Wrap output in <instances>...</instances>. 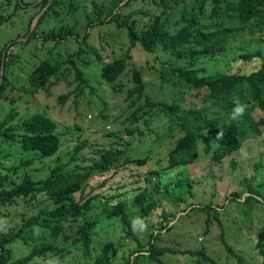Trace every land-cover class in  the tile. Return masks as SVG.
<instances>
[{"label": "trees", "instance_id": "1", "mask_svg": "<svg viewBox=\"0 0 264 264\" xmlns=\"http://www.w3.org/2000/svg\"><path fill=\"white\" fill-rule=\"evenodd\" d=\"M19 1L21 0H18L20 4ZM136 1L138 0H111L109 5L95 3L93 14L87 15V29L83 37L75 32L74 27L65 31L62 27L60 31L50 32L42 39L44 42L54 41L60 44L68 37L76 36L78 40L86 43L89 30L94 25L115 24L119 30H126L129 46L121 57L103 63L100 72L103 80L120 90L121 85L117 82L128 71L129 60L132 58L131 49L139 44L144 52L152 54L161 48L168 52L172 59L185 62L182 66L170 70L194 91L201 106L184 108L176 101H153L145 94L146 83L142 69L133 67L130 70L133 86L128 89L126 97L133 110L124 121L129 124L124 128L125 135L119 134V130L109 131L106 134L109 142L102 149L93 152V157L87 158L85 155L79 156L88 147L85 142H80L74 147L70 160L50 167L46 177L36 179L28 173L17 175L18 170L30 164L35 157L33 160L22 161L17 167L7 169L19 177L18 181H9V177L0 173V206L9 207L21 201L32 203L40 196L47 197L51 203V206L43 208L37 214L24 218L16 229H10L7 221L2 223L8 230L3 232L0 228V264H29L37 258L47 257H58L61 262H65L74 249L81 250L87 258L91 253L93 232L97 223L96 218H89L87 214L92 212L93 202L98 199L105 201L103 212L106 216L109 219H119L126 229L127 237L132 236L138 244V248L132 251L135 257L128 260V264H133L141 256L155 264H165L160 257L168 252H176L168 247H158L156 240L162 231L172 230L174 224L171 225V221L176 219V214L164 212V222L160 221L158 226L159 234L151 233L149 241L141 243L139 233L133 230L126 201L121 200L127 192L119 193L120 188L112 196H102L94 193V190L93 193H86L88 180L96 173L108 172L122 165L145 166L149 157L133 158L134 148L130 147L138 136L145 135L137 123L142 121L148 125L149 119L156 116L168 119L170 135L174 137L165 157V172L196 164L206 158L216 163L223 162L228 157H234L246 140L262 135L264 44L254 50H250V46L264 42V0H150L154 10L133 8L132 3ZM179 1L182 7L179 8V16L171 27L170 3L178 5ZM59 4L61 0H53L50 3L49 0H43L41 7L47 9L42 13L38 24L44 16L56 12ZM124 8H129L126 14L120 12ZM142 17L148 20L139 28ZM30 32L28 40L32 36L36 37V29L29 30L28 34ZM232 49L236 50L231 59L233 65L198 67L202 62L208 64L226 58ZM91 51L99 59V54L93 48ZM83 53L84 50H80L77 56ZM9 63L8 56L1 54L0 72L2 68L3 73H0V100L5 101V92L12 85L8 77ZM70 63L72 68L64 67L60 63H51L47 59L41 61L29 75L30 88L26 89L25 93L34 95L40 91L49 92L55 81L67 79L72 74L75 82L73 93L77 97L80 96L90 85L74 60H70ZM69 96L70 93L60 96L61 102L64 103ZM14 103L12 99L10 104ZM237 105L244 106L245 110L242 116L234 119L233 110ZM11 109L0 123V139L18 144L24 152L36 155L40 162L57 156L62 142L54 121L45 113L36 112L13 123L17 114L14 108ZM146 129L151 131L147 126ZM77 161L81 163L70 167ZM148 174L151 178H145L147 183L153 175H159V170H150ZM183 182L184 179L180 180L179 187L177 186V196L169 190L170 185L159 183L158 187L163 188L170 197L176 196L177 201L185 202L180 195L184 191ZM145 184L136 188V194L131 200L132 206L148 217L152 216L159 206ZM248 192L250 194L245 203L254 198L257 202H264V198H261L252 186H249ZM234 197H238L236 193ZM115 198L117 201L114 203ZM195 208L208 210L209 223L211 206L208 204L204 208ZM34 228L48 230L52 240L39 242L30 234ZM16 244H21L25 255L14 256L13 246ZM258 244L262 243L259 241ZM226 249L239 263L242 261L231 246L226 245ZM142 251L146 253L141 254ZM261 251L264 254V251ZM181 253L196 256L197 263L217 264L203 249ZM103 263V257L99 256L95 264Z\"/></svg>", "mask_w": 264, "mask_h": 264}, {"label": "rangeland", "instance_id": "2", "mask_svg": "<svg viewBox=\"0 0 264 264\" xmlns=\"http://www.w3.org/2000/svg\"><path fill=\"white\" fill-rule=\"evenodd\" d=\"M42 1L21 0L19 4L18 0H0V56L6 54L9 58L8 77L14 86L13 88L11 85L5 92L7 100H0V123L11 112V108H14L17 114L13 123L32 113H45L56 124V132L61 137L62 145L57 156L40 162L36 155L24 152L18 144L0 139V173L9 177V181H18L17 175L21 173L31 174L36 179L46 177L50 167L70 160L74 147L80 142H85L88 147L79 156L85 155L87 158L93 157V152L102 149L109 142L106 135L109 131L119 130V134L125 135L124 128L129 124L124 121L133 110L130 102L126 100L127 91L133 86L130 71L133 67L142 69L146 83L145 94L153 101L168 103L176 101L184 108L201 106L194 91L170 70L182 66L185 62L172 59L169 53L161 48L152 54L144 52L139 44L131 49L132 58L129 60L128 71L117 82L119 86L121 85L120 90L103 80L100 77L103 63L121 57L129 46L126 30H119L115 24L94 25L89 30L86 43L78 40L76 36L68 37L60 44L43 41L42 37L50 32H58L62 27L64 31L74 27L75 32L83 37L87 29V15L93 14L94 4L109 5L111 0H61V4L56 7L57 11L44 16L38 24L42 13L47 9L41 7ZM52 1L49 0V3ZM142 1L133 2V8L155 9L150 0ZM170 6L172 8L169 10L170 22L173 27L182 3L179 1L178 5H174L171 2ZM128 11L129 8L120 10L122 14ZM147 20L146 17H142L139 28L143 27ZM35 29L36 37L32 36L28 40L31 36V32L28 34V31ZM262 38L264 40V33ZM263 44L264 42L255 43L250 46V50L262 47ZM91 48L99 54V59ZM80 50H84V53L77 56ZM235 54L236 50L232 49L226 58L208 64L202 62L198 67L231 66L234 64L231 59ZM45 59L69 68H72L70 60H74L90 87L77 97L73 93L75 82L71 74L67 79L58 81L53 79L55 83L49 92L26 94L25 90L30 88L29 75ZM1 72L3 73L2 68ZM69 93L68 99L62 103L60 96ZM12 99L14 104H10ZM149 121L148 125L142 121L137 123L145 135L138 136L130 147L134 148L133 158L148 156L149 163L143 167L122 165L108 172L96 173L88 180L86 193H93L94 190V193L102 196H112L120 188L119 193L126 191L127 194L123 195L121 200L126 201L133 230L139 233L141 243H147L151 233L159 234L158 226L164 212L175 213L177 217L171 221V225L174 224L172 230L162 231L156 240L158 247H168L176 252H168L160 257L165 264H208L197 263L196 256L181 253L200 249L211 256L217 264H264V254L261 251H264V202H257L254 198L245 203L246 197L250 194L249 186L264 198V129L261 136L246 140L234 157H228L223 162L216 163L206 158L196 164L165 172L163 169L166 165L165 157L174 140L170 135L169 121L160 116ZM146 126L151 131L148 132ZM27 159L33 161L21 167L17 175L7 170L21 165L22 161ZM78 163L81 162H74L70 167H75ZM156 169L159 170V175H153L147 183L145 178H151L148 171ZM182 179L184 191L180 195L185 202L175 199ZM159 183L170 185L169 190L174 192L175 198L170 197L163 188H159ZM144 184L155 196L159 206L153 215L148 217L133 207L131 200L136 194V188ZM235 193L237 198L234 197ZM116 201L115 198L113 202ZM104 202L99 199L93 202V210L87 214V217L96 218L97 221L90 256L86 258L81 250L74 249L65 262H61L58 257H47L37 258L29 264H95L99 256L103 257V264H128V260L135 257L132 251L138 248V244L132 236L127 237L126 229L119 219H109L106 216L103 212L106 205ZM208 204L212 209L209 223L208 210L195 208V206L204 208ZM49 206L51 203L45 196H40L32 203L21 201L9 207L1 205L0 228L6 232L8 229L4 228L2 223L7 221L10 229H16L24 218L35 215ZM30 234L39 242L52 240L50 232L43 228H34ZM259 241L261 245L258 244ZM226 245L231 246L233 252L239 255L242 260L240 263L226 249ZM13 247L14 256L25 255L21 244ZM133 264L155 263L141 256Z\"/></svg>", "mask_w": 264, "mask_h": 264}, {"label": "clouds", "instance_id": "3", "mask_svg": "<svg viewBox=\"0 0 264 264\" xmlns=\"http://www.w3.org/2000/svg\"><path fill=\"white\" fill-rule=\"evenodd\" d=\"M244 106H242V105H237L235 108H234V110H233V113H234V115H233V118L235 119V118H237V116H242L243 115V113H244Z\"/></svg>", "mask_w": 264, "mask_h": 264}]
</instances>
